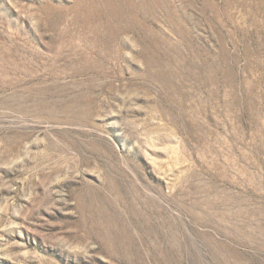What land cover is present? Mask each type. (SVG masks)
I'll return each instance as SVG.
<instances>
[{
    "label": "rangeland",
    "instance_id": "1",
    "mask_svg": "<svg viewBox=\"0 0 264 264\" xmlns=\"http://www.w3.org/2000/svg\"><path fill=\"white\" fill-rule=\"evenodd\" d=\"M0 264H264V0H0Z\"/></svg>",
    "mask_w": 264,
    "mask_h": 264
}]
</instances>
